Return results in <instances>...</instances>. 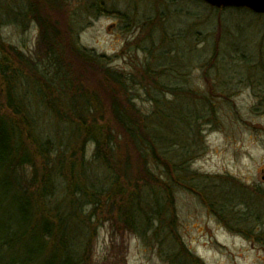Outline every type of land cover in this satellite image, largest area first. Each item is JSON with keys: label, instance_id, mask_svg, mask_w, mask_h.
<instances>
[{"label": "trees", "instance_id": "obj_1", "mask_svg": "<svg viewBox=\"0 0 264 264\" xmlns=\"http://www.w3.org/2000/svg\"><path fill=\"white\" fill-rule=\"evenodd\" d=\"M27 1L25 15L38 26L45 58L28 60L0 41V264H92L81 221L103 213L118 231L120 222L139 236L165 228L174 234L163 196L178 187L207 203L205 177L185 161L200 145L198 128L209 122L207 97L181 94L172 80L177 67L153 60L123 76L105 57L78 47L38 0ZM94 1L97 11L116 14ZM89 69L100 74L96 84L82 77L85 71L80 75ZM136 86L153 104L148 116L135 105ZM160 88L184 98L164 102ZM52 123L65 127L60 138L52 136ZM84 199L92 207L88 215ZM183 253L187 264H201Z\"/></svg>", "mask_w": 264, "mask_h": 264}, {"label": "rangeland", "instance_id": "obj_2", "mask_svg": "<svg viewBox=\"0 0 264 264\" xmlns=\"http://www.w3.org/2000/svg\"><path fill=\"white\" fill-rule=\"evenodd\" d=\"M38 1L60 29L76 37L78 47L105 57L114 71L128 76L147 60L172 71L177 67L176 89L208 99L209 122L198 128L200 145L185 160L190 171L205 177L207 203L178 187L163 196L176 237L168 228L139 236L120 222L118 231L104 213L91 223L82 218L92 264H184V249L201 264H264V15L198 0H103L115 15L97 11L94 0ZM28 6L27 0H0V41L39 62L45 55L37 48L38 26L25 15ZM89 70L80 75L85 71L82 77L96 84L100 74ZM161 91L164 102L181 95ZM132 92L148 116L153 104L145 91L136 86ZM51 128L54 138L66 131L58 123ZM88 200H82L84 215L92 209Z\"/></svg>", "mask_w": 264, "mask_h": 264}, {"label": "water", "instance_id": "obj_3", "mask_svg": "<svg viewBox=\"0 0 264 264\" xmlns=\"http://www.w3.org/2000/svg\"><path fill=\"white\" fill-rule=\"evenodd\" d=\"M215 9H246L264 15V0H198ZM264 173V171H263Z\"/></svg>", "mask_w": 264, "mask_h": 264}, {"label": "flooded vegetation", "instance_id": "obj_4", "mask_svg": "<svg viewBox=\"0 0 264 264\" xmlns=\"http://www.w3.org/2000/svg\"><path fill=\"white\" fill-rule=\"evenodd\" d=\"M263 171H264V168L261 169V172H262V173H263ZM261 180H262L263 183H264V174L262 175Z\"/></svg>", "mask_w": 264, "mask_h": 264}]
</instances>
